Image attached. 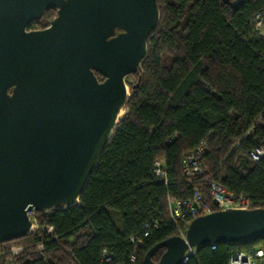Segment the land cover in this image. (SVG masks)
<instances>
[{"label":"trees","instance_id":"1","mask_svg":"<svg viewBox=\"0 0 264 264\" xmlns=\"http://www.w3.org/2000/svg\"><path fill=\"white\" fill-rule=\"evenodd\" d=\"M230 1L157 0L159 23L148 38L138 84L131 85L126 113L80 203L35 212L36 232L0 243V251L24 246L15 264H143L152 246L178 234L170 200L191 198L195 190L209 200L210 182L218 181L247 196L251 208L264 207V158L249 157L264 148V39L254 30L264 0H244L236 8ZM55 14L49 9L42 18ZM201 143L205 172L189 181L181 158ZM156 160L163 162L166 183L154 173ZM151 218L158 226L143 236ZM256 248L264 249V236L201 246L183 264H228L233 252ZM7 258L0 255V264Z\"/></svg>","mask_w":264,"mask_h":264},{"label":"water","instance_id":"2","mask_svg":"<svg viewBox=\"0 0 264 264\" xmlns=\"http://www.w3.org/2000/svg\"><path fill=\"white\" fill-rule=\"evenodd\" d=\"M49 9V25L29 30ZM159 18L157 0H0V243L29 234L31 212L80 203ZM262 236L264 207L217 210L156 243L143 264Z\"/></svg>","mask_w":264,"mask_h":264},{"label":"built area","instance_id":"3","mask_svg":"<svg viewBox=\"0 0 264 264\" xmlns=\"http://www.w3.org/2000/svg\"><path fill=\"white\" fill-rule=\"evenodd\" d=\"M254 30L258 36L264 39V13L257 14L254 19ZM206 147L204 143H201L195 150L183 154L181 158V169L183 175L192 181L195 178L200 177L205 172L204 167V154ZM249 157L252 161H258L264 158V148L256 147L249 152ZM154 173L166 183V173L163 167V162L156 160L154 162ZM250 199L243 195H236L229 191L222 183L218 181H211L209 187V200L203 197V195L195 190L191 198L185 200H170L169 201V214L170 220L174 223L177 228L178 234L184 236L188 224L197 216L208 214L217 210L226 209H248L250 207ZM32 215L29 214L31 220ZM31 231L37 229V225L32 220ZM158 226V220L151 218L148 223L144 224L143 236H149L151 228ZM185 227V230L184 228ZM52 228L47 229V233L51 234ZM134 241V238H131ZM213 249L215 244L210 245ZM38 253L42 258L45 259L43 246L38 245ZM24 252V246L22 245H11L8 248L2 249L0 255H7V264H15L16 259ZM195 249H189L187 254L189 256L185 259L188 261L191 257L195 256ZM135 254L130 256L131 260L135 259ZM111 259V255L103 253L102 260L108 261ZM184 262V263H185ZM228 264H264V249L256 248L249 251L237 250L232 253Z\"/></svg>","mask_w":264,"mask_h":264},{"label":"rangeland","instance_id":"4","mask_svg":"<svg viewBox=\"0 0 264 264\" xmlns=\"http://www.w3.org/2000/svg\"><path fill=\"white\" fill-rule=\"evenodd\" d=\"M39 26L38 27H41L42 26V24H38ZM137 74H139V71H138V73H136V75H130V76H128L127 78H126V83H127V86H128V94H129V96H130V94H131V85H134V84H136L137 83V81H138V76H137ZM128 96V97H129ZM125 113H126V110L125 109H123L122 110V116H124L125 115ZM31 214H35V212H31ZM38 229V228H37ZM36 228H35V230H37ZM34 232H36V231H34ZM14 245H16V244H14Z\"/></svg>","mask_w":264,"mask_h":264},{"label":"flooded vegetation","instance_id":"5","mask_svg":"<svg viewBox=\"0 0 264 264\" xmlns=\"http://www.w3.org/2000/svg\"><path fill=\"white\" fill-rule=\"evenodd\" d=\"M55 13H56V10H55ZM43 15H44V14H43ZM55 16H56V14H55ZM55 16H54V17H55ZM54 17H53V18H54ZM53 18H52V19H53ZM52 19H51V20H52ZM51 20L45 22L44 19L41 17V19H38V21L36 22V24H34V27H33V28H30V29L28 28V29H29V30H39V29H43V28H45L46 26L49 25V23H50ZM38 24H42V26H41V27H38V26H39Z\"/></svg>","mask_w":264,"mask_h":264},{"label":"bare ground","instance_id":"6","mask_svg":"<svg viewBox=\"0 0 264 264\" xmlns=\"http://www.w3.org/2000/svg\"><path fill=\"white\" fill-rule=\"evenodd\" d=\"M121 114H122V112L120 113V116H119V118H122V117H123Z\"/></svg>","mask_w":264,"mask_h":264}]
</instances>
